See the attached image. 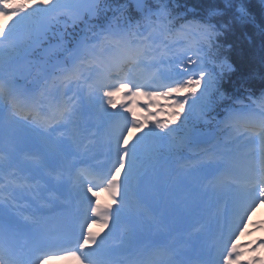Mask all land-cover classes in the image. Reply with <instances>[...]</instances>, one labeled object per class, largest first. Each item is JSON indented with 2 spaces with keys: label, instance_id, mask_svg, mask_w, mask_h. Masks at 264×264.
Returning <instances> with one entry per match:
<instances>
[{
  "label": "snow or ice",
  "instance_id": "snow-or-ice-1",
  "mask_svg": "<svg viewBox=\"0 0 264 264\" xmlns=\"http://www.w3.org/2000/svg\"><path fill=\"white\" fill-rule=\"evenodd\" d=\"M258 3L264 13V0ZM124 8L125 5H121L118 11L123 12ZM109 9V0H105L104 8L100 0H35V3L33 0H0V17L7 19V23L0 26V65L22 58L41 45L53 24L61 23V16L67 17L63 21L66 25L70 21L73 26L78 23L85 26L82 34L71 41L60 37L54 45L44 49L49 54V62L54 61L53 68L58 69L50 89L41 93L50 97L47 110L38 107L42 100L18 88L9 76L0 77V115L14 118L22 110H35L32 122L37 128L73 140L80 132L79 118L85 100L103 116L123 121L122 125L116 124L107 144L109 154L114 152L115 157L111 167H79L67 160L44 166L50 177L45 184L52 181L55 184L45 188L50 193L49 198L33 193L34 201L26 200L31 211L23 217L24 223L17 219L24 211L19 207L18 198L23 185L13 165L14 148L0 150V264H29V261L47 264L53 259L69 258L75 264H114L113 256L121 246L107 248L105 240L120 222L121 209L128 206L129 181L134 177L139 179L148 171L155 173L166 159L165 154L176 153L192 144L194 138L190 129L183 135L177 133L187 125L193 109H198L200 118L211 123L208 117L225 99L221 82L233 68L226 59H221L218 49L219 37L229 25L215 24L212 17L230 14L233 22L241 25L256 22L244 0H223V6L210 9L207 18L185 21L179 27L168 8V0H135L139 19L114 16L109 20L106 17L105 23L89 26L94 17ZM19 33H23L22 39L17 38ZM261 33L264 35V27ZM61 88L66 89L63 96L67 99L56 98L55 93ZM117 97L121 101L120 108L131 116L130 120L128 116L107 112L105 105L115 109ZM134 108L145 113L143 119L136 118ZM164 108L175 109L170 113L171 118L156 119ZM150 109L156 111L150 112ZM216 126H222L234 143L243 139L252 150L238 163L231 151L223 150L230 146L213 143L215 134L209 133L202 141L208 146L191 166L192 171L206 181L202 184L205 195L209 191L233 193L221 214L223 221H218L217 255L206 264L220 261L242 264L244 252L241 249L251 254L264 251V239L245 245H237L234 239L244 234L247 218L264 205V93L259 98L249 96L247 101L236 100L231 106H224V116L216 121ZM65 181L79 189L86 186L93 197L100 192L109 197L108 205L103 207L98 200L93 203L85 197L88 206L79 235H74L71 225L62 232L43 226L44 209L53 204L56 189ZM114 204L117 207L113 208ZM188 210L194 213L197 206L193 204ZM129 211L138 214L139 201L137 208H129ZM144 211L149 214L148 209ZM89 212L91 221L87 219ZM90 223H97L101 231H108L104 235L94 233L86 227ZM260 223L264 224V220ZM27 228L36 231L30 246L22 249L16 239ZM253 228L259 230L258 225ZM199 231L194 226L193 238ZM128 243L134 244L131 240ZM66 244L71 247H65ZM159 254L167 255L168 250L162 249ZM138 264L150 262L141 260ZM166 264L184 262L170 257ZM244 264H264V256L251 258Z\"/></svg>",
  "mask_w": 264,
  "mask_h": 264
},
{
  "label": "trees",
  "instance_id": "trees-1",
  "mask_svg": "<svg viewBox=\"0 0 264 264\" xmlns=\"http://www.w3.org/2000/svg\"><path fill=\"white\" fill-rule=\"evenodd\" d=\"M245 3L253 16L255 24L242 27L235 24L230 37L233 56L232 62L239 75L260 73L264 76V35L261 28L264 27V13L261 12L258 0H245ZM257 28H255V27Z\"/></svg>",
  "mask_w": 264,
  "mask_h": 264
},
{
  "label": "bare ground",
  "instance_id": "bare-ground-1",
  "mask_svg": "<svg viewBox=\"0 0 264 264\" xmlns=\"http://www.w3.org/2000/svg\"><path fill=\"white\" fill-rule=\"evenodd\" d=\"M262 206V208H264V205H261Z\"/></svg>",
  "mask_w": 264,
  "mask_h": 264
}]
</instances>
